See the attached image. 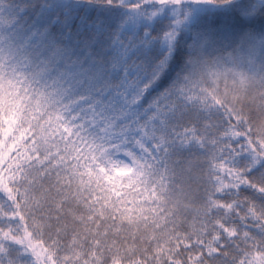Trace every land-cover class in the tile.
<instances>
[{
    "label": "snow or ice",
    "instance_id": "snow-or-ice-1",
    "mask_svg": "<svg viewBox=\"0 0 264 264\" xmlns=\"http://www.w3.org/2000/svg\"><path fill=\"white\" fill-rule=\"evenodd\" d=\"M0 264H264V0H0Z\"/></svg>",
    "mask_w": 264,
    "mask_h": 264
}]
</instances>
